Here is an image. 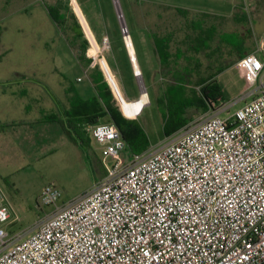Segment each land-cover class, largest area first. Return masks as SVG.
Segmentation results:
<instances>
[{"label":"built area","instance_id":"1","mask_svg":"<svg viewBox=\"0 0 264 264\" xmlns=\"http://www.w3.org/2000/svg\"><path fill=\"white\" fill-rule=\"evenodd\" d=\"M87 56L121 109L111 71ZM260 56L240 62L252 85L264 71ZM249 96L225 117L206 115L152 152L116 162L93 191L56 208L28 237L3 228L11 213L0 192V264H264V84ZM90 133L105 158L127 148L111 123ZM61 196L46 186L39 200L55 206Z\"/></svg>","mask_w":264,"mask_h":264},{"label":"crops","instance_id":"2","mask_svg":"<svg viewBox=\"0 0 264 264\" xmlns=\"http://www.w3.org/2000/svg\"><path fill=\"white\" fill-rule=\"evenodd\" d=\"M76 2L98 43L100 37L103 34L106 35L100 0H76ZM107 2L109 11H112L114 0L112 3L110 0H107ZM147 3L149 4V13L146 10L141 15V18L143 21L150 19L148 21L150 29L145 26V30L158 62V69L155 72V85L158 84V87L156 85V100L159 101L163 98L166 87L163 88L159 85L160 79H163L160 75V63L149 36L154 31L151 27L152 19L154 18L153 11L159 4H166L151 1ZM63 7L61 0H44V4L41 0H31L16 12L19 15V13L27 14L29 11H33L47 21V43L41 46L38 45L40 59H33L30 54L28 56V50L23 45H17L15 42L7 43L8 39L4 37L7 35L15 36V34L9 30H5L2 32L3 34L1 33V38H4L7 43L2 44V39L0 38V127H3L0 131V175L4 176L5 174L3 178H8L20 171L37 169L44 171L46 175H59L58 171L65 172L74 169L77 165H83V163L87 162L85 159L88 157V151L69 128V124L73 123V117L84 109H90V114L76 116V119L85 120L87 123L100 114L97 106L101 108V112L105 113L107 111L106 105L118 108L122 113L113 98L102 71L98 66H92L91 59L86 54L87 50L82 51L84 41H86L82 27L80 26L82 37L77 39L78 33H75L72 28L74 22L69 19L71 15L69 16L67 12L63 11ZM56 9L60 11L62 18L65 19L61 26L56 23L51 14V10ZM234 11L231 16H215L231 18ZM193 13L196 14V12ZM76 17L78 18L77 15ZM77 22L80 25V21L78 20ZM16 23L17 21L14 22V24ZM20 32V28H15L14 33ZM122 45L125 52L123 62L126 64V72L136 81L140 89V93L137 96L128 95L122 83L123 73H121V65L113 55L111 45L110 53H108L107 57H102L107 62L125 101L131 103L140 98L144 88L140 87L138 83V79H142V71L134 45V56L139 69V76L136 75L134 62H132L133 60L126 47L124 36ZM226 57L224 56L220 62L227 64ZM216 61L217 58L205 61L204 72L206 74L216 73L215 70L213 71L214 67L221 65V63L217 64ZM237 63L234 62L229 68L218 73L215 79L218 81V77L223 72ZM165 82L167 83V80ZM186 87L187 95L199 91L198 88L192 85ZM109 96L110 99L106 102L105 97ZM93 102H95V105ZM146 105L140 114L133 118H128L123 113L122 115L127 120L138 121L143 115ZM192 111L204 114L197 119H193L195 113H192ZM208 112L210 110L204 112L200 108H188L185 114V117L190 119L188 125L200 121ZM101 123L113 124L107 115L95 119V124L93 125L88 123H79L78 125L91 135V127ZM162 126H164V120L162 121ZM175 134L165 137L168 139ZM51 166L53 168H50Z\"/></svg>","mask_w":264,"mask_h":264},{"label":"rangeland","instance_id":"3","mask_svg":"<svg viewBox=\"0 0 264 264\" xmlns=\"http://www.w3.org/2000/svg\"><path fill=\"white\" fill-rule=\"evenodd\" d=\"M30 1L0 0V34L5 30H9L15 36L7 35L4 37L8 39L7 43L15 42L17 45H23L28 50V56L30 54L31 58L40 59L38 45L41 46L47 43V21L33 11H29L27 14L19 13V15L16 13L17 10L27 5ZM41 1L44 4V0ZM61 1L64 6L62 10L67 12L69 16L74 15L76 20L80 21L86 34V36L84 35V39L87 42L89 40L91 43L89 44L88 42L86 54L89 50V55L95 56L92 51L91 38L98 46L97 56H95L98 61L99 57H107L112 48L113 55L121 65V73H123L122 83L128 95L137 96L140 93L139 86L128 75L125 67L126 64L123 62L125 53L122 45L123 34L114 4L111 8L112 11H109L107 0H100V8L104 18V30L107 36L103 34L97 43L76 0H72V4H70V0ZM110 1L111 3L113 2V0ZM150 1L180 7L196 13H209L222 16H231L235 5H241L245 12L247 23H240L238 25V35H233L232 21L227 22L225 20H222V22L225 21L226 23L224 26L216 30L210 29V32L214 33L213 31H215L216 34L225 37L232 43H236L244 39L245 30L248 29L252 33V39L247 41V48L253 47L254 52H257L259 57H261L260 54L264 56V0H118L125 26L132 39L142 71V79L139 78L138 83L140 87L145 88L149 95V102L145 107L143 115L138 120L151 143V148L148 153L159 148L168 140L163 132L162 113L160 111V105L156 100V85L158 87V84L155 85V72L158 69V62L145 30V26L150 29V23L148 22L150 19L148 18V21H143L141 18V15L146 10L149 13V4L147 2ZM74 2L78 10L75 8ZM15 21H17L16 24H14ZM15 28H20L21 32L14 33ZM74 31L79 34L81 30L80 28H74ZM4 38H1L2 44H7ZM260 77V80L255 85H252L246 79L244 66L240 62L223 72L218 77L217 82L221 87L224 100L218 104H214L213 108L206 115L217 114L225 117L227 113L230 114L235 109L241 107L245 102L250 100L249 95L256 92L260 83L264 84V71ZM159 85L165 88V80L160 79ZM175 93L178 95L179 91H175ZM165 101L168 103L171 101V98L165 99ZM125 103L127 104V102ZM144 106L140 104L139 98L129 105L133 115H124L128 118H133ZM192 113H195L193 119H197L204 114L198 113L197 111H192ZM88 141L90 149L88 150V157L85 159L87 162L83 163V165H77L69 171H58L59 175H46L40 169L20 171L8 178H3L5 174L4 176L0 175V191L4 195L5 205L11 213L10 219L4 224L3 228L10 236L18 238L28 237L30 232L42 220L56 212V208H62L73 200L93 191L104 180V169L111 168L116 162L120 164L128 163L133 158V155L127 148L116 158H105L102 154V147L91 135ZM50 168H53V166ZM46 186H54L61 191L62 196L55 206H44L40 203L39 197L41 191Z\"/></svg>","mask_w":264,"mask_h":264},{"label":"trees","instance_id":"4","mask_svg":"<svg viewBox=\"0 0 264 264\" xmlns=\"http://www.w3.org/2000/svg\"><path fill=\"white\" fill-rule=\"evenodd\" d=\"M74 6L77 9L76 4ZM51 14L59 26L63 25L65 19L62 18L59 10H51ZM153 16L152 28L154 31L149 38L159 59L161 78L167 80L163 98L158 103L164 120L163 132L166 137H169L188 125L190 119L185 117L188 108H200L207 112L213 108L214 104L224 100L221 87L215 79L216 75L229 68L234 62H241L247 55L254 52V48H247V41L252 39V33L248 29L245 30L244 39L236 43H232L225 37L216 34L215 31H213L214 33L210 32L224 26L225 21H232L233 35H238V25L247 23L241 5L235 7L231 18L208 13L195 14L180 7L160 4L153 11ZM69 19L74 22L73 30L74 28H80L74 15H71ZM222 20L225 21L222 22ZM88 34L91 37L89 31ZM81 37L82 34H77V39ZM91 41L93 55L97 56L98 46L92 38ZM87 46L88 42L84 41L82 51H85ZM224 56H227V64L220 62ZM212 58H217L216 63H221V65L214 67L213 71L215 70L216 73L206 74L204 72V61ZM99 61L102 67L109 71L105 59L99 57ZM188 85L198 88L199 91L187 95L185 89ZM175 91H179V94L176 95ZM169 98H171V101L167 103L165 99ZM109 99L110 96L105 97L106 102ZM93 104L95 105V102ZM97 108L100 114L95 119L108 115L132 155H141L150 150L151 144L148 135L138 121L127 120L118 108L109 105H106L107 111L105 113L101 112L100 107L97 106ZM121 108L125 115H133L129 104L124 103ZM90 113V109L80 111L78 115L73 117V123L69 124V128L87 151L90 149L88 141L90 134L88 131L81 129L78 124L88 123L93 125L95 119L86 123L85 120L76 119V116ZM2 128L0 127V131ZM107 174V170L104 169L103 176L106 177Z\"/></svg>","mask_w":264,"mask_h":264},{"label":"bare ground","instance_id":"5","mask_svg":"<svg viewBox=\"0 0 264 264\" xmlns=\"http://www.w3.org/2000/svg\"><path fill=\"white\" fill-rule=\"evenodd\" d=\"M115 2H116V6L118 7L117 9L119 11L120 22L122 23L123 27H125L124 18L122 16V12L120 10L118 0H115ZM127 34H128L127 32L124 34V41H125V44H126V47H127L128 51H129V54L131 56V59L133 60L132 62H134V66H135L134 69H136V72L139 73V69H138L137 63L135 61L133 44H132L130 36L129 37L126 36ZM148 101H149L148 95H147L145 89L143 88L141 96H140V104L141 105H146L148 103Z\"/></svg>","mask_w":264,"mask_h":264},{"label":"water","instance_id":"6","mask_svg":"<svg viewBox=\"0 0 264 264\" xmlns=\"http://www.w3.org/2000/svg\"><path fill=\"white\" fill-rule=\"evenodd\" d=\"M114 5H115V0H114ZM115 9H116V12H117V16H118V19H119V11H118V9H117V7H116V5H115ZM120 21V20H119ZM120 25H121V28H123V25H122V23L120 22ZM127 37H129V33L126 35ZM139 74L140 73H137V76H139Z\"/></svg>","mask_w":264,"mask_h":264}]
</instances>
